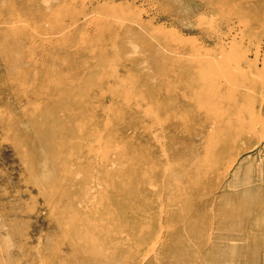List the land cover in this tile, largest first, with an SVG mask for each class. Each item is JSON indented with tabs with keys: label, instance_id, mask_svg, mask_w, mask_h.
I'll return each mask as SVG.
<instances>
[{
	"label": "rangeland",
	"instance_id": "obj_1",
	"mask_svg": "<svg viewBox=\"0 0 264 264\" xmlns=\"http://www.w3.org/2000/svg\"><path fill=\"white\" fill-rule=\"evenodd\" d=\"M0 264H264V0H0Z\"/></svg>",
	"mask_w": 264,
	"mask_h": 264
}]
</instances>
